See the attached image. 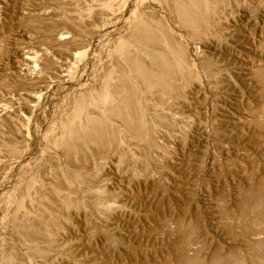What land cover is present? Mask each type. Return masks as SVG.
I'll list each match as a JSON object with an SVG mask.
<instances>
[{"label": "rangeland", "instance_id": "1", "mask_svg": "<svg viewBox=\"0 0 264 264\" xmlns=\"http://www.w3.org/2000/svg\"><path fill=\"white\" fill-rule=\"evenodd\" d=\"M0 264H264V0H0Z\"/></svg>", "mask_w": 264, "mask_h": 264}, {"label": "bare ground", "instance_id": "2", "mask_svg": "<svg viewBox=\"0 0 264 264\" xmlns=\"http://www.w3.org/2000/svg\"><path fill=\"white\" fill-rule=\"evenodd\" d=\"M126 1V0H125ZM200 2H202V0H199ZM207 1V0H206ZM210 1V0H209ZM121 2V1H120ZM211 3V2H210ZM126 4V3H125ZM129 5V4H128ZM124 6V5H123ZM125 8V7H124ZM132 11V10H131ZM140 11V10H139ZM143 11H144V9H143ZM142 10L139 12V14H144V13H147V12H143ZM125 17L124 18H129V17H132V15L134 14V12L132 13V14H130L129 13V6H128V9L125 11ZM136 14V13H135ZM136 16V15H135ZM153 16V14L152 15H150V13H149V15H148V17L147 18H151ZM168 16V15H167ZM166 16V17H167ZM159 17V16H158ZM167 19V18H166ZM112 20V19H111ZM113 20H114V18H113ZM159 20V19H158ZM168 20V19H167ZM166 20V21H167ZM170 20V19H169ZM169 20H168V22H169ZM108 21H110L109 19H108ZM115 21H119V23H121V22H123L124 21V19L123 18H121L120 17V19H118L117 18V20H115ZM163 21V20H162ZM171 21V23H175V21H173L172 19L170 20ZM110 24H111V22H110ZM161 24V23H160ZM69 26V25H68ZM88 26V25H87ZM110 26V25H109ZM67 27V26H66ZM53 28V27H52ZM73 28V27H72ZM79 28V27H78ZM145 29V28H144ZM75 30V29H74ZM78 30V29H77ZM80 31V30H79ZM78 31V32H79ZM49 33H50V31H49ZM53 33V32H52ZM142 33H145V31L143 30L142 31ZM132 34H134V32H132ZM54 35H56V37L57 38H59V39H65V38H76L77 37V32L75 31V32H72V31H70V30H65V29H63V30H59V31H56L55 33H54ZM126 37L127 38H129V40L130 41H127V45L128 46H132L133 48H134V50L137 52V53H139V54H141V55H143V54H145L147 51V48H148V46L147 45H145V44H143L141 41H139V40H136V39H134V38H132L131 36H129L128 34H126ZM55 38V37H54ZM94 38V37H93ZM96 39H97V37H96ZM99 39V38H98ZM53 40V39H52ZM91 40H94V39H91ZM57 41V40H56ZM55 41V42H56ZM53 42H54V40H53ZM58 42V41H57ZM91 43H93V42H91ZM161 44H164V45H170V42L169 41H167V40H164ZM185 44V43H184ZM193 49V48H192ZM194 50H195V48H194ZM188 50L183 46V44L181 43L180 44V47H179V49H178V53L186 60V69L187 68H190L189 67V65L191 64V59L189 58V53L187 52ZM87 52V51H86ZM189 52H190V50H189ZM191 53H192V50H191ZM74 56V55H73ZM43 57V56H42ZM77 57V56H76ZM123 58V57H122ZM74 59V58H73ZM78 59H79V56H78ZM39 60V59H38ZM75 61H77V59H75L74 61H71V58H68L67 59V62H66V64H67V67H66V65H65V70L67 71H71V67H72V65H75ZM26 65H27V67H30V68H34L33 70H34V72L33 73H35L39 68H40V66L37 64V63H35L34 65L32 64V61H30V60H28V59H26V63H25ZM31 65H33V66H31ZM68 65L70 66V67H68ZM117 67H118V69H119V71H122L123 69H124V67H123V64L121 63V62H118L117 63ZM27 69H29V68H27ZM41 69V68H40ZM150 71L149 70H147V69H144V70H142V72H141V74L143 75V76H149L150 75ZM89 90H92V89H94L95 88V86H88L87 87ZM84 91H86V90H84ZM44 94V93H43ZM43 94L42 93H40V94H37L36 96L34 95L33 97H32V99H31V103H32V106L33 107H36L37 105H39L41 102H42V100H43ZM119 100L120 101H123L124 100V97H121V98H119ZM119 102V101H118ZM121 105V104H120ZM122 106V105H121ZM121 106H119V107H121ZM118 109V108H117ZM134 128V127H133ZM67 141H69V140H67ZM69 143H70V141H69ZM67 144V143H66ZM65 144V145H66ZM67 146H68V144H67Z\"/></svg>", "mask_w": 264, "mask_h": 264}]
</instances>
